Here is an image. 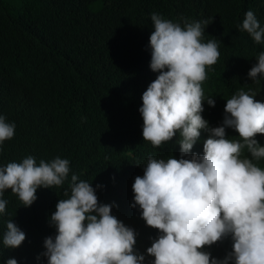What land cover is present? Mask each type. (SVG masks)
<instances>
[{
	"label": "trees",
	"instance_id": "16d2710c",
	"mask_svg": "<svg viewBox=\"0 0 264 264\" xmlns=\"http://www.w3.org/2000/svg\"><path fill=\"white\" fill-rule=\"evenodd\" d=\"M264 28V0H0V115L15 124V135L0 145V167L31 155L39 163L59 156L69 160L70 173L96 188L101 203L114 204L112 214L137 232V249L151 243L152 232L133 202L134 177L143 175L149 154L178 155L172 143L154 148L142 138L138 111L141 96L158 73L151 71V14L183 24L208 21L203 42L217 39L220 56L206 69L202 82L210 124L219 126L225 100L240 88L264 102V77L247 73L264 51L240 30L247 11ZM230 139H238L226 129ZM256 139L264 146V135ZM245 155L247 153L245 152ZM264 168V160L260 165ZM68 180L60 187L38 188L37 199L23 207L5 191L0 214V264H47L43 241L55 235L49 217ZM26 234L17 248H4L2 235L11 220ZM229 240L206 249L222 258ZM151 257L146 258L145 264Z\"/></svg>",
	"mask_w": 264,
	"mask_h": 264
},
{
	"label": "clouds",
	"instance_id": "9594fccd",
	"mask_svg": "<svg viewBox=\"0 0 264 264\" xmlns=\"http://www.w3.org/2000/svg\"><path fill=\"white\" fill-rule=\"evenodd\" d=\"M153 31L149 67L158 73L142 93L138 111L142 138L154 148L172 143L174 158L151 154L143 175L134 177L133 202L152 232L144 253L137 232L112 214L114 204L101 203L96 188L72 174L68 159L59 156L37 163L31 155L0 167V214L6 211L10 190L23 207L37 199L38 188L60 187L68 180L64 199H58L49 217L55 235L43 241L40 254L47 264H264V102L251 89H238L225 100L219 126L210 124L202 82L206 69L220 56L217 39L203 42L208 21L183 24L151 14ZM238 28L257 44L264 39L253 11L245 13ZM247 73L251 81L264 77V51ZM238 139H230L226 129ZM15 135V124L0 115V145ZM245 152L247 155H245ZM26 234L11 220L2 235L4 248H17ZM230 241L222 258L206 249ZM5 264H17L9 258Z\"/></svg>",
	"mask_w": 264,
	"mask_h": 264
}]
</instances>
